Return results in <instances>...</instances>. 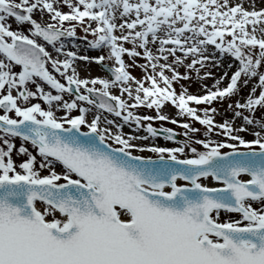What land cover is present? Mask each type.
I'll return each mask as SVG.
<instances>
[{"label": "snow or ice", "instance_id": "snow-or-ice-1", "mask_svg": "<svg viewBox=\"0 0 264 264\" xmlns=\"http://www.w3.org/2000/svg\"><path fill=\"white\" fill-rule=\"evenodd\" d=\"M0 264H264V0H0Z\"/></svg>", "mask_w": 264, "mask_h": 264}, {"label": "rangeland", "instance_id": "rangeland-1", "mask_svg": "<svg viewBox=\"0 0 264 264\" xmlns=\"http://www.w3.org/2000/svg\"><path fill=\"white\" fill-rule=\"evenodd\" d=\"M62 10H63V11H68L67 7H64ZM37 18H39V17H37ZM12 28H13V29L16 28L15 23L12 24ZM77 32H78V35H82V33L79 31V29L77 30ZM89 39H91V37H89ZM49 51H51L50 46H49ZM89 52H91L90 55H96V54H97L96 52H93V51H89ZM89 52H88V53H89ZM88 53H87V54H88ZM81 54H84V53L82 52ZM125 60H126V62H127V57H125ZM139 62H140V63H143V61H139ZM89 71H90V74H91L92 76H104V75H105V73L102 72V71H100L99 68H98L97 66H95V65L90 66ZM130 71H132V75L136 76L137 78H140V70H139V69L130 70ZM181 71H183V69H181ZM213 71L215 72L216 70L213 69ZM216 74L219 75L218 72H217ZM85 75L87 76V75H89V73H88V72H85V71H83V70H81V71H80V76H81V77H82V76L85 77ZM210 80H211V78H209V79L206 81V83H207L209 86L211 85V83H210L211 81H210ZM177 90H179V89H177ZM189 91H190V92L197 93V94H202V93H198V90H197L196 87H192V88H190ZM113 92H114V94H119L118 92H116V90H113ZM246 92H247V89H245V90L243 91L242 94L245 95ZM244 93H245V94H244ZM13 94H15V93H13ZM33 102H35V101H33ZM216 106H217L218 108L220 107V105H218V104H217ZM140 111H141V114H144V110H143V109H141ZM165 112H167V114H168L170 117H175V110H174V109H172V108L169 107V108H166V109H165ZM148 114H150V115H154L155 113H153V112H148ZM225 115L228 116V117L230 118L231 113H226ZM175 118H177L178 120H182V119H183V118H180V117H175ZM215 119L219 122V121L221 120V117H220V116H216ZM161 123H163V126H164V127L173 128L177 133H180V132L182 131V129H180L177 125H173V124L168 123V122H159V121H157V122H155V125H154V126H159ZM197 126H198V125H197ZM85 130H86V129H85ZM124 131L127 132V131H129V129H128V128H125ZM178 137H179V138H183L182 136H178ZM246 138H250V137H246ZM156 143L159 144V145H162V146H174V144H173L172 142H166V141H164V140L162 139V137L158 138V139L156 140ZM16 144H17V146L19 145V140L16 141ZM144 155H152V154H151V153H144ZM14 159H19V158H17V157L14 156ZM59 170H60V169H59V167H58V168H57V171H59ZM221 218H222V219L224 218V217H223V214H222V217H221Z\"/></svg>", "mask_w": 264, "mask_h": 264}, {"label": "water", "instance_id": "water-1", "mask_svg": "<svg viewBox=\"0 0 264 264\" xmlns=\"http://www.w3.org/2000/svg\"><path fill=\"white\" fill-rule=\"evenodd\" d=\"M202 183H207L208 186H218L217 184H215V182H212V181H202Z\"/></svg>", "mask_w": 264, "mask_h": 264}, {"label": "bare ground", "instance_id": "bare-ground-1", "mask_svg": "<svg viewBox=\"0 0 264 264\" xmlns=\"http://www.w3.org/2000/svg\"><path fill=\"white\" fill-rule=\"evenodd\" d=\"M88 73H90V71L88 72ZM86 76V75H85ZM83 77V76H82ZM211 82L210 83H212V79L210 80ZM245 94V93H244ZM245 95H247V92H246V94Z\"/></svg>", "mask_w": 264, "mask_h": 264}]
</instances>
